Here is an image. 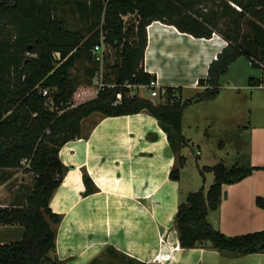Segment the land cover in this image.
Instances as JSON below:
<instances>
[{
    "label": "trees",
    "instance_id": "obj_1",
    "mask_svg": "<svg viewBox=\"0 0 264 264\" xmlns=\"http://www.w3.org/2000/svg\"><path fill=\"white\" fill-rule=\"evenodd\" d=\"M214 1L216 8L170 19L165 16L178 12L173 0H0V169L21 167L33 174L22 206H0V226L23 228L21 239L0 243V264H63L55 254L56 226L62 215L49 207L67 169L58 152L67 141L82 137V120L94 112L118 116L145 111L154 116L175 154L170 178L179 179L186 162L180 150L189 145L182 134L184 109L193 101L213 99L220 76L238 57L264 61V0ZM70 4L68 12L76 11L85 25L68 27ZM194 4V0L181 2L191 9ZM126 15L131 17L125 19ZM154 20L172 23L195 37L209 38L215 31L228 40L210 62L206 78L198 81L205 86L202 92L183 99L181 86H167L165 103L131 92L128 85L148 84L155 78L143 67L146 27ZM101 35L116 60L104 78L111 85L97 90L92 82L77 84L70 72L85 55L91 61L86 71L94 75L98 63L91 48ZM43 89L48 95L42 94ZM254 169L222 162L200 168L201 175L213 173V182L206 191L202 186L188 192L178 204L173 225L180 247L207 246L230 256L264 252V230L230 236L207 219L208 212L220 205L223 185L242 180ZM82 179L84 194L98 190L85 170ZM255 203L264 208V194Z\"/></svg>",
    "mask_w": 264,
    "mask_h": 264
},
{
    "label": "crops",
    "instance_id": "obj_2",
    "mask_svg": "<svg viewBox=\"0 0 264 264\" xmlns=\"http://www.w3.org/2000/svg\"><path fill=\"white\" fill-rule=\"evenodd\" d=\"M173 1L178 4V12L165 18L195 15L194 11L206 12L217 7L211 0H194L193 9L181 5L188 0ZM229 4L234 7L235 3ZM146 31L145 71L163 85L181 86L184 93L185 89H192L191 95L183 99L202 92L205 86L195 84L207 75L210 62L222 49L220 39L213 34L209 38L195 37L160 20L148 24ZM250 78H257L249 77L248 87L244 88L251 96L257 86L255 81L249 83ZM149 98L156 102L155 97ZM213 99L193 101L182 114V134L188 146L197 148V152L191 151L197 159L195 179L184 178L187 162L180 169L178 180L170 178L175 154L157 119L145 111L118 116L94 112L82 120V137L67 141L59 149V158L67 169L49 201L50 209L62 215L56 226L55 254L63 264H113L109 259L113 256L121 257L126 264H264V252L230 256L207 246H179L173 225L178 204L188 192L202 186L206 191L205 185L211 182L206 176L202 180L199 172L200 146L194 142V135L202 133L209 140L212 125L208 122H213L217 115L197 108ZM251 118L246 123L238 121L239 130L248 132L246 141L232 139V145L245 152L237 165L255 169L236 183L224 184L219 207L207 214L214 228L230 236L264 230V208L255 203L256 197L264 194V113L257 117L251 113ZM189 148L180 150L187 159ZM84 170L98 189L88 195L84 194ZM25 199L15 194L3 199L2 206H22ZM8 226L6 238L21 239L22 226ZM4 242L11 241H0Z\"/></svg>",
    "mask_w": 264,
    "mask_h": 264
},
{
    "label": "rangeland",
    "instance_id": "obj_3",
    "mask_svg": "<svg viewBox=\"0 0 264 264\" xmlns=\"http://www.w3.org/2000/svg\"><path fill=\"white\" fill-rule=\"evenodd\" d=\"M70 8L71 4L69 7H66L68 27L78 28L79 26L85 25V21L80 19L76 11L74 14L68 12ZM129 17H131V15H126L124 18L128 19ZM105 54L108 55L104 58L103 78H105V74L110 73L111 69L109 66L116 60V53L112 48L109 51L107 49ZM90 66L91 61L85 55H82L77 60L74 68L70 72L77 84L92 82L95 73L89 76L86 71L87 67ZM224 75L225 74L221 75L219 78V93L216 98L213 99V101L203 103L202 106L197 108L198 111L217 115L216 119L213 118V122H208L212 125L208 131L209 140L205 134L202 135V133L198 134V132H196L194 135V142L199 144L201 151H199L201 155L198 160L200 168L202 166H212L218 162H222L227 166L240 164V159L245 157V152L243 150H236L237 148L235 149L232 145V139L246 141L248 132L246 130L244 131V129L239 130L238 121L246 123L248 120H252L251 113L254 117L264 113V87L254 88L255 92L251 96L244 89L248 87L249 77L259 78L261 76L259 66L251 65L249 59L245 56H240L233 62L228 76L225 78ZM105 81L104 79V82ZM131 89L132 93H137L140 96L149 98V90L147 88L131 87ZM192 92V89L187 88L185 89V93L181 91V96L183 98L185 95H191ZM155 101L158 102L157 97ZM88 121L89 120L86 122ZM86 126L88 127V125H85V128H87ZM221 143L224 144L221 145ZM187 147L190 148L188 151L186 150V152H189V156L188 159L186 158L187 167L184 178L195 179L197 159L192 155L191 151L197 152V148L192 146ZM19 169H21L22 172H20ZM207 172L210 171L203 172L202 180H204V176H206L207 181H211V184L213 182V173L210 172L211 174H208ZM32 178L33 174L21 167L10 170L0 169V206L3 207L2 200H5V198L9 196L14 197L15 194H17L21 198L26 197L32 189ZM208 187L209 186L205 185L206 189ZM9 231L8 225L0 226V241L8 239L9 241L19 240L18 237L13 238V236L6 238V232L9 233ZM109 259L112 260L113 264H126V261L118 256H113Z\"/></svg>",
    "mask_w": 264,
    "mask_h": 264
},
{
    "label": "built area",
    "instance_id": "obj_4",
    "mask_svg": "<svg viewBox=\"0 0 264 264\" xmlns=\"http://www.w3.org/2000/svg\"><path fill=\"white\" fill-rule=\"evenodd\" d=\"M234 7L238 10H240L239 6L234 4ZM213 36H217L218 39H220L222 43V47L224 45H228V40L223 38L221 35L216 34V32H213ZM108 49V51L111 49L109 45H106L104 42V36L101 35L99 43H96L92 48H91V54L94 58V60L98 63V69L95 71V75L92 78V85L99 90L100 88L104 86H110L111 84H108L104 82L103 78V69H104V58H105V52ZM56 55H58L56 53ZM257 66L260 67L261 70V76L258 78V82L256 84L257 87H264V61L260 60H254L253 61ZM252 60H250V63L252 65ZM145 71V69H144ZM206 78V76L204 77ZM196 86H199V83L196 82ZM130 88L131 87H136V88H147L149 90V96L150 97H157L158 101L165 103L167 101V96H166V90H167V85H163L157 80L156 78H152L148 84H139V85H128ZM49 91L47 89L42 90L43 95H48ZM177 97H179L177 95ZM120 99V94H117V100ZM171 102L173 101L170 100ZM48 132V131H46ZM26 160L24 159L22 163H25Z\"/></svg>",
    "mask_w": 264,
    "mask_h": 264
},
{
    "label": "bare ground",
    "instance_id": "obj_5",
    "mask_svg": "<svg viewBox=\"0 0 264 264\" xmlns=\"http://www.w3.org/2000/svg\"><path fill=\"white\" fill-rule=\"evenodd\" d=\"M150 28H151L150 30L153 32L155 26H152V27H150ZM190 39L193 40V39H195V38L192 37V36H190ZM195 42H196V41H195ZM164 49L166 50V48H164ZM204 62H205V61H204ZM163 63H165V61H163ZM163 63H160V64H159V68H160L159 70H162V64H163ZM202 65H203V64H202ZM201 70H202V69H201Z\"/></svg>",
    "mask_w": 264,
    "mask_h": 264
},
{
    "label": "clouds",
    "instance_id": "obj_6",
    "mask_svg": "<svg viewBox=\"0 0 264 264\" xmlns=\"http://www.w3.org/2000/svg\"><path fill=\"white\" fill-rule=\"evenodd\" d=\"M226 46H227V45H224V46L222 47V49H223V48H225ZM222 49H221L219 52H221V51H222ZM219 52H218V53H219Z\"/></svg>",
    "mask_w": 264,
    "mask_h": 264
}]
</instances>
